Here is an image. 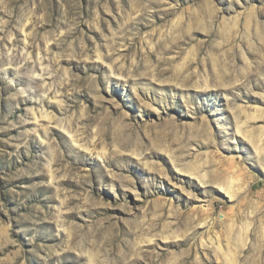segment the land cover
<instances>
[{
    "label": "rangeland",
    "instance_id": "1",
    "mask_svg": "<svg viewBox=\"0 0 264 264\" xmlns=\"http://www.w3.org/2000/svg\"><path fill=\"white\" fill-rule=\"evenodd\" d=\"M232 263L264 264V0H0V264Z\"/></svg>",
    "mask_w": 264,
    "mask_h": 264
},
{
    "label": "bare ground",
    "instance_id": "2",
    "mask_svg": "<svg viewBox=\"0 0 264 264\" xmlns=\"http://www.w3.org/2000/svg\"><path fill=\"white\" fill-rule=\"evenodd\" d=\"M31 87H30V89H33L34 90V93L38 96V97H41L43 94V88H42V86H32V85H30ZM225 191H226V193H228L229 195H230V197L231 198H233V196H234V191L232 190V188L231 187H227L226 189H225ZM230 263V262H229ZM233 264V263H232Z\"/></svg>",
    "mask_w": 264,
    "mask_h": 264
}]
</instances>
